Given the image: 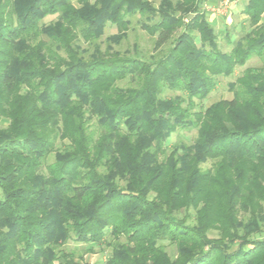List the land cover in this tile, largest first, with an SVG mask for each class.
<instances>
[{"label":"trees","instance_id":"trees-1","mask_svg":"<svg viewBox=\"0 0 264 264\" xmlns=\"http://www.w3.org/2000/svg\"><path fill=\"white\" fill-rule=\"evenodd\" d=\"M204 1L0 0V264H89L69 241L104 264H264V0L229 53ZM136 29L150 50L114 49Z\"/></svg>","mask_w":264,"mask_h":264},{"label":"rangeland","instance_id":"rangeland-1","mask_svg":"<svg viewBox=\"0 0 264 264\" xmlns=\"http://www.w3.org/2000/svg\"><path fill=\"white\" fill-rule=\"evenodd\" d=\"M53 18H48L46 22H49V20H52ZM242 22L240 23V25ZM225 24L221 23L218 27L214 26L215 32L218 34L217 39V47L219 51L223 53H229L232 49V46L234 45L235 41L241 36L240 33V26L236 25L234 31L232 28H228L226 31L224 29ZM116 33V29L113 26H109L105 30V35L103 38L113 35ZM225 33L230 34L229 38L225 35ZM134 43H138L139 48L143 49V51L150 50L151 49V38L144 32L139 31L136 29L133 32H129L128 40L122 42L121 45L114 47L115 50L124 51L126 49H131L132 45ZM262 62L257 57H252L244 66L240 67L237 66L234 70V73L231 77H219L216 79L217 85L216 88L203 100L201 103V107L207 108L210 105L217 103L221 100H231L233 97V94L229 90L228 84L231 82H234L237 77H239L242 72L247 68H256L262 66ZM130 83L128 82H122L120 83V86H127ZM179 93H173L168 92L166 96H174L178 95ZM195 104L194 111H198L200 108L198 107V101L194 100L193 102ZM7 124L3 121H0V126H6ZM90 130H96L97 126L95 124V120H91L90 123ZM197 131L195 128H189L185 130H180L171 135V137L168 140L169 147H172L175 144L185 145L189 146L193 144L195 138H196ZM215 163L212 161H207L205 164L201 165V168L203 170H209L214 168ZM247 215V214H246ZM262 216L264 217V210L262 211ZM238 219L247 222L248 221V215L245 216L242 212L238 215ZM259 230L257 234H253L250 236V242L251 241H259L264 242V221H260L258 224ZM210 238H216L217 233L216 232H210L209 233ZM164 246L166 251L168 252L169 256L173 257L175 255L174 247L170 246L168 242H164ZM240 248V245L238 242H235L231 248L230 252H235ZM64 249L66 251H72L77 257L81 256L82 260L89 264H104L106 261V258L109 256L110 249L106 246H95L88 247L84 244H76L72 241H69L65 246Z\"/></svg>","mask_w":264,"mask_h":264},{"label":"crops","instance_id":"crops-1","mask_svg":"<svg viewBox=\"0 0 264 264\" xmlns=\"http://www.w3.org/2000/svg\"><path fill=\"white\" fill-rule=\"evenodd\" d=\"M246 0H205L202 9L209 23L218 27L224 23V29L240 25L244 21L243 9Z\"/></svg>","mask_w":264,"mask_h":264}]
</instances>
